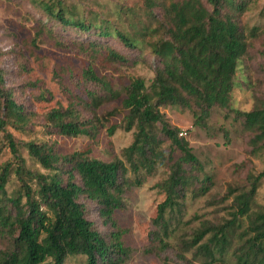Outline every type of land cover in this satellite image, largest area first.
Instances as JSON below:
<instances>
[{"label":"trees","instance_id":"obj_1","mask_svg":"<svg viewBox=\"0 0 264 264\" xmlns=\"http://www.w3.org/2000/svg\"><path fill=\"white\" fill-rule=\"evenodd\" d=\"M175 1L143 0L157 25L143 30L150 38L149 47L156 61L153 66L155 76L150 85L143 78L132 79L122 100V107L127 111L126 129H137L135 141L127 152L135 169L155 163L153 145L160 138L153 133L158 124L173 150L180 153L169 179L161 185L166 199L159 204L154 219L157 229L153 239L161 251L169 247L172 233L171 221L166 215L180 207L187 184L185 166L197 170L201 164L189 142L181 136V131L168 123L160 108L193 109L194 125L204 126L214 105H228L240 60L248 53V43L237 17L246 6L245 0ZM42 6L48 17L63 28L81 34L94 32L100 38L115 36L130 49L138 47V43L123 32L117 31L113 35L110 25H106L108 22L98 27L85 20L68 19L63 0L56 5L42 2ZM156 8L161 10L160 16ZM158 34L160 36L155 38ZM100 44L103 45L101 41L91 43L87 48L89 54H101ZM105 50L111 60L126 62L113 48L106 47ZM94 62L89 57L77 77L83 95L68 90L72 101L67 106L43 114L52 133L76 138L95 132V124L92 120H85L81 110L86 109L96 118L100 108L115 97V92L110 82L98 75ZM20 66L28 74L33 71L29 62ZM28 86L40 90L38 101L50 98V91L39 88L37 82H26L25 88ZM0 99L3 100L2 103L0 100V131L4 133L13 156L0 172V233L10 241L9 246L0 251V264H44L47 261L66 264L73 256L85 257L84 264H119L127 255L123 233L114 221L115 212L123 206L125 194L123 162H106L85 157L82 153L63 156L45 142L30 141L26 143L29 155L45 171L53 174L28 169L20 154V145L8 127L13 125L20 132L29 130L33 122L28 107V103L32 104V95L26 91L24 97L17 100L14 93L5 88L4 75L0 71ZM238 114L242 115L245 127L253 134L252 144L264 146V101H259L253 110ZM12 173L20 187L16 193L8 194L7 185ZM263 178L264 171L252 176L250 189L234 198L235 219L248 217L251 220L250 238L237 254L235 264H264V211L251 213ZM30 181H35L36 186L33 187ZM91 205L104 223L111 226L108 235L90 219ZM233 222L219 227L203 224L190 241L183 242L184 252L177 255L180 264H191L187 252L192 249L195 257L204 259L203 264H232L222 255ZM164 264L177 263L165 258Z\"/></svg>","mask_w":264,"mask_h":264},{"label":"rangeland","instance_id":"obj_2","mask_svg":"<svg viewBox=\"0 0 264 264\" xmlns=\"http://www.w3.org/2000/svg\"><path fill=\"white\" fill-rule=\"evenodd\" d=\"M58 1L0 0V71L4 75L5 88L11 90L17 100L24 97L26 91L33 99L31 105L28 103L33 117L29 130L20 132L13 125L8 127L20 145V154L27 168L53 174L45 171L29 155L26 143L30 141L45 142L63 156L82 153L85 157L106 162H123L125 194L123 206L115 212L114 221L123 233L127 255L119 264H164L165 258L180 264L177 255L184 252L183 242L190 241L203 224L219 227L233 221L227 232L228 242L222 258L235 264L237 254L246 247L245 243L250 238L248 228L251 220L248 217L235 219L237 208L234 198L250 189L252 176L264 171V146L252 144L253 134L245 127L242 115L238 114L249 112L259 101H264V0H245V8L237 15L248 43V53L240 60L228 105H214L204 126L194 125L193 109L179 106L160 108L168 123L181 131V136L189 142L201 164L197 170L185 166L188 178L180 207L166 215L171 221L172 233L165 251L158 250V243L153 239L157 229L154 219L159 204L166 199L161 185L169 179L180 153L173 150L158 124L153 133L160 138L153 145L155 163L135 169L127 152L135 141L137 129H126L127 111L122 107L125 88L132 79L143 78L150 85L155 76L153 66L156 61L149 47L150 38L143 32L150 25L157 26L152 13L143 0H63L68 19L85 20L98 27L108 22L106 25H110L113 35L120 31L138 43L136 49H130L115 36L100 38L94 32L81 34L63 28L48 17L42 6V2L56 5ZM155 11L160 16L161 10L156 8ZM159 36L155 35V38ZM98 41L103 43L99 45L101 54H89L88 46ZM106 47L113 48L126 62L111 60ZM89 57L96 61L98 75L110 82L115 97L100 108L96 118L85 108L81 110L83 118L95 124L93 135L72 138L52 133L43 114L53 108L67 106L72 101L68 90L83 95V88H78L77 77ZM26 62L33 69L30 74L20 66ZM26 82H37L39 88L50 91V98L38 101L40 90L29 86L26 89ZM110 130H113L112 134ZM0 150L1 172L5 163L13 160L2 131ZM30 182L36 186L35 181ZM19 187L20 182L12 173L7 185L8 194L16 193ZM91 209L90 219L108 235L112 231L111 226L104 223L92 205ZM261 211H264V178L260 181L251 213ZM9 244V239L0 233V251ZM187 253L191 264L204 263L202 257H195L194 249ZM84 262L85 257L73 256L66 264Z\"/></svg>","mask_w":264,"mask_h":264}]
</instances>
